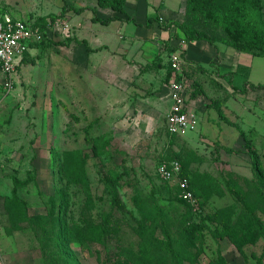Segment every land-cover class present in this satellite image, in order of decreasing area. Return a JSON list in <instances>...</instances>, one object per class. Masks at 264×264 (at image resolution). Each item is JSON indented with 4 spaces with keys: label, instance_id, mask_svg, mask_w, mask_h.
Segmentation results:
<instances>
[{
    "label": "rangeland",
    "instance_id": "rangeland-1",
    "mask_svg": "<svg viewBox=\"0 0 264 264\" xmlns=\"http://www.w3.org/2000/svg\"><path fill=\"white\" fill-rule=\"evenodd\" d=\"M0 1L26 18L62 21L16 68L12 90L0 70V264H264V234L243 251L220 236L222 220L238 232L264 220V89L236 91L244 71L221 78L219 60L187 61L188 102L196 98L200 123L172 138L168 55H188L181 29L178 47L151 40L83 72L95 61L59 15L70 0ZM252 59L248 77L264 83V56ZM91 103L99 104L93 116ZM166 157L183 161L193 202L158 175ZM77 164L88 191L75 182Z\"/></svg>",
    "mask_w": 264,
    "mask_h": 264
},
{
    "label": "crops",
    "instance_id": "crops-1",
    "mask_svg": "<svg viewBox=\"0 0 264 264\" xmlns=\"http://www.w3.org/2000/svg\"><path fill=\"white\" fill-rule=\"evenodd\" d=\"M90 1L91 0H75L74 3V0H70V4H68L69 7H87L89 9H86L82 13H77L72 9L64 12L66 21H68L72 27L76 28V34L80 36L79 39L86 40V44L83 45V48H85L84 50L90 49L86 53L91 56V61H95L91 64L90 59H88L90 64H86L83 68V72L104 69L103 63L99 65V60L103 62L104 55L111 52L114 54L115 50L122 49L123 52H129V48H136L139 44V47L149 48V45L152 44L151 40L156 41L157 39L166 41L167 43L169 42V44L174 47L180 45L181 36L177 37L175 33L177 30L181 29L178 23L182 24L186 19L188 0H126L125 10L123 12L116 11L109 7H101L98 5V0H92L94 2ZM2 2H6L8 5L11 3L13 5H18L9 0H2ZM4 12L12 18L30 19L29 17L26 18L30 12H25L22 9L21 11L14 10L9 12L5 10ZM36 15L47 16L48 14H39L36 12ZM111 16H115L116 19L110 21L108 24H103L95 20L96 17L107 19ZM48 38H52V31L49 32L47 39ZM43 45L44 44H39L30 48L26 55L19 61L18 66L33 58V56H37L41 52ZM86 45H88V48ZM187 48L188 55L184 56V63L186 64L188 61L187 65H195L194 62H201V65L207 66L214 60H219L217 66L219 67V76H221V78H225L226 74L232 72L235 68H240L244 71V75L242 76L244 83L248 81L250 85L264 84L254 83L249 79L250 77H248L252 67V58L262 56H254L246 52H241L222 43L211 44L205 40H193L188 44ZM171 53L168 55V64L170 62ZM133 54H135V51ZM70 62L73 63L71 60ZM116 66L117 65L114 67ZM69 68H72V64L69 65ZM83 85L87 87L90 86L88 83L84 82ZM262 89L264 88L256 89L255 91L261 92ZM88 90H86L88 94L92 93L90 89ZM251 91L252 89H249L248 93ZM170 92V86H168L167 98L169 109L172 105ZM83 93L85 92L82 91L81 94L83 95ZM196 104V98L188 102L189 108L197 114L199 120ZM98 105V103H96V105L95 103H91V106L88 105L92 116L94 113L99 112ZM165 133L168 135L166 130ZM195 133L196 132H194V134Z\"/></svg>",
    "mask_w": 264,
    "mask_h": 264
},
{
    "label": "trees",
    "instance_id": "trees-1",
    "mask_svg": "<svg viewBox=\"0 0 264 264\" xmlns=\"http://www.w3.org/2000/svg\"><path fill=\"white\" fill-rule=\"evenodd\" d=\"M263 1L264 0H188L186 19L182 24L178 23V26L189 42L193 40H205L211 44L222 43L241 52H246L254 56H264ZM98 5L123 12L125 10L126 0H98ZM69 9L77 13H82L89 8L69 7L68 4H65L59 15H65L64 12ZM4 11L2 6V13ZM114 19H116L115 16H111L107 19L95 18L96 21H102L104 23H109ZM57 20L61 19H57L55 15H53V17L47 15L35 19V24L40 26L44 31V40L39 44L42 45L47 41L48 32L52 31L50 28ZM196 22L198 24H196ZM39 44H35L34 46ZM260 88H264V84L250 85L248 81H245L244 89H236V91H242L244 94H247L249 89L256 90ZM168 135L172 138L175 136L169 133ZM172 159H177L182 163L181 175L189 178L185 172L183 161L180 158L166 157L163 158L161 162ZM61 176L63 177V174H60V177ZM189 181L193 190V183L190 178ZM75 182L82 187V189L84 188L86 191L89 190L86 172L80 164L76 165ZM14 192H17V186L14 187ZM194 195L196 196V192ZM105 224L106 228L110 227L108 220ZM222 225L223 228L221 229L220 236L224 238L228 237L239 251H243L244 247L248 244L257 243L264 234V220L257 216L251 219L250 223L247 224L242 232H238L234 223L230 222L228 219L222 220ZM112 253L114 254L112 257L114 260L115 252L112 251ZM114 264L123 263L117 260Z\"/></svg>",
    "mask_w": 264,
    "mask_h": 264
},
{
    "label": "built area",
    "instance_id": "built-area-1",
    "mask_svg": "<svg viewBox=\"0 0 264 264\" xmlns=\"http://www.w3.org/2000/svg\"><path fill=\"white\" fill-rule=\"evenodd\" d=\"M35 22L32 19L12 18L5 12L2 13L0 4V70L6 77V87L9 91L14 88L13 74L19 61L30 48L44 40V31ZM61 22L57 20L53 25L58 27ZM183 53L172 52L169 59L172 71L169 82L172 105L167 114L166 131L170 135L195 129L199 123L197 114L188 106L189 81L183 70L185 62ZM157 172L163 179L178 184L180 196L184 200L190 202L195 200L189 179L181 175L182 163L179 160L161 162Z\"/></svg>",
    "mask_w": 264,
    "mask_h": 264
}]
</instances>
